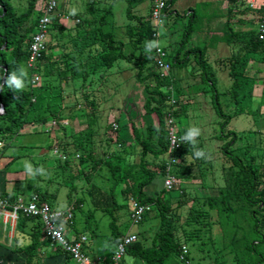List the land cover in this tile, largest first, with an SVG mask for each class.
I'll return each instance as SVG.
<instances>
[{"label": "trees", "instance_id": "16d2710c", "mask_svg": "<svg viewBox=\"0 0 264 264\" xmlns=\"http://www.w3.org/2000/svg\"><path fill=\"white\" fill-rule=\"evenodd\" d=\"M48 1L41 10L37 11L38 0H30L27 11L19 13L11 0H0V85H4L3 90H0V108L4 110L0 113V142L3 143L0 149V161L10 145L7 142L10 140L12 145V141L27 126L36 125L38 122L47 125L50 119H55L57 124L58 120L63 119L59 112H52L49 118L31 117V113L36 109L37 97L43 90H51L54 87L49 81L40 87L34 86L32 84L34 70L29 67L32 36L37 31ZM177 1L166 0L167 9L164 12L166 16L163 18V23L175 15L178 19L187 18L188 24L177 54L173 60L169 59L168 55V61L172 69L175 65L185 67L190 63L192 55L195 56L200 67L198 71L201 79L213 87V106L219 117L223 119L221 126L225 129L241 110L233 114L224 112L216 82L208 73L207 52L211 47L204 42V45L202 43L192 45L193 36L202 32L200 23L210 17L208 15L206 18L207 15L199 12L202 7L212 8L214 3L201 4L191 9L189 14L181 16L173 10ZM127 2V17L137 21V24L130 25L126 29L127 43L118 40L115 33L109 29L110 24L107 19L112 14V6L109 4V7H104L103 1L93 0L83 13L74 12L75 19L80 20L76 22V32L66 30L61 19L54 17L50 34L60 29L59 39L53 46V48L59 47L60 52L56 56L50 54L49 49L52 46L48 43L47 51L36 72L48 79L56 78V81L62 84V79H66L64 74L68 72L72 74L78 68L103 67L105 71L101 75L104 76L119 61L133 63L137 59L136 64L140 66L139 82L143 86L145 99L143 107L147 113L156 115L158 126H148L144 132L133 123L132 138L129 140L125 135L126 131L121 132L122 126L112 129V124L108 125L106 131L110 133H107V143L112 155L104 159L97 157L93 144L97 131L92 128V123L103 102L99 100L100 97L98 98L99 90L96 91L97 95L94 91L85 90L90 75L86 71L84 91L80 92L81 101L77 102V106L85 112L91 110L86 113L89 115L87 122L90 131L83 130L76 136L68 137L67 129H62L61 137H57L52 148L54 150L58 146L60 154L66 156L67 160L55 156L57 157L54 165L56 176L68 178L64 183L80 177L85 180L87 186L84 187L90 192L94 211L107 213L113 219L111 226L116 236L114 242L122 241L125 236L119 231L115 216L121 208L130 205L124 204L123 201L130 202V199L134 198L143 206L151 208L141 223L154 210L158 211L160 226L154 234L151 245L147 246L143 240L137 238V241L127 248L126 256L137 258L144 264H264V149L262 155L252 156L249 159L247 156L240 157L231 151V147L236 145L238 134L231 131L230 135H226L223 131L217 136L223 141L230 137V141L223 147L231 163L228 185L219 202L214 198L190 197L189 192L181 187V184L178 185L181 190L178 206L173 203L174 198L164 196L165 188L155 196L149 194L148 189L158 175L164 177L168 174L166 163L170 158L180 161L171 174L181 183L193 181L195 170L197 167L200 168L201 163L194 156V152L199 148L198 144L193 147L187 142L182 148L172 150L168 142L170 121L174 120L176 126V120L181 118L183 106L176 97L179 93L177 83L180 79L173 78L172 73L170 78H164L157 69L156 50L155 53L150 52V49L146 52V44L150 45L161 38V27L158 28L152 20L156 0L150 1L148 8L150 17L146 18L140 15V9L136 10L137 5L143 0H127ZM238 2L241 4L238 5ZM233 3L227 14V25L222 29L214 30L211 26L213 21L211 18V22L208 21L210 23L207 26L209 28L207 36L220 34L218 43L230 44L233 47L240 46L238 53L230 57V78L233 80L230 97L233 101L240 102L247 96V80L255 79L249 77L251 63L259 61L257 58L264 56V40L260 39L257 31H244L243 27L250 23L260 24L264 20V5L252 8L240 0ZM233 24L242 26V29L234 28ZM77 31L81 34H77ZM127 44L134 49L129 55L126 53ZM165 50L168 54V50L166 48ZM135 51L140 52V55L137 56ZM20 70L25 73L22 89L14 90L6 83L3 84L5 76L7 79L13 72L19 76ZM145 71H147L146 75H144ZM48 109H51L50 105ZM177 133L180 137L186 135L178 131ZM114 147L116 149H113ZM80 167L82 170L78 172ZM94 176L96 178L93 180ZM98 177H103L104 182L109 183L107 188L96 180ZM202 186L208 187L206 184ZM77 189L75 185L71 187L70 204L73 203V192ZM118 191L122 199L118 198ZM0 194L12 206L19 203L16 202L18 199L14 194L10 196ZM56 194V192L51 194L49 191L35 189L30 201L37 198L39 204H48L56 209L55 203L58 199ZM77 201L67 208L74 212L72 230L77 227L76 212L82 208L84 202L82 199ZM82 236L84 235L80 234L78 229V239ZM45 241L50 243L41 219L21 213L11 239L12 250L26 256L25 264H44L41 260L37 262L36 255L42 251ZM88 246L90 241L85 247ZM184 248L187 249L186 254ZM182 255L185 256L184 259L181 258ZM101 258L107 264L112 263L110 256Z\"/></svg>", "mask_w": 264, "mask_h": 264}, {"label": "rangeland", "instance_id": "374dc122", "mask_svg": "<svg viewBox=\"0 0 264 264\" xmlns=\"http://www.w3.org/2000/svg\"><path fill=\"white\" fill-rule=\"evenodd\" d=\"M19 13L27 11L30 0H11ZM60 8L63 11H69L72 18H75L76 11L83 13L86 7L92 3L93 0H58ZM103 1L104 7L112 6V14L108 17L107 21L110 26L109 29L115 33L118 40L128 42L126 36V29L130 25L137 24L136 20H130L127 17L128 2L127 0H100ZM151 0H143L142 3L137 5V9L141 11L140 15L149 16L148 8ZM237 2V0H233ZM232 0H178L174 6V12L179 13L181 16L189 14L191 9H195L201 4L211 3L214 5L210 7H202L199 14L210 16L206 20H202V32L193 36L192 45H199L203 42L211 48L207 52L209 65L208 73L216 82L217 90L219 92L220 103L227 114H233L240 111L229 123L225 129L222 128L221 123L223 119L219 117L213 106V87L204 82L200 75L195 56L192 55L190 63L184 66L175 65L172 69V77L179 80L178 89L179 93L176 94L177 101L182 103L183 111L180 119L176 120V129L179 133L186 134L190 127L200 129V135L196 138V144L205 152V158H199L197 161L201 163L200 168H196L195 177L192 182H199L206 184L208 189H217L218 192L211 193L215 196V200L219 202L220 197L225 192L228 185V173L230 171L231 163L225 155L224 144L230 141V137L220 140L218 135H230L231 131L238 134L235 146L231 147V151L240 157L249 159L252 156L262 155L264 149V56L258 57L259 61H253L250 65L249 77L255 78L247 80L246 84L247 96L242 101H233L230 97V88L233 84L230 78V57L238 53V47L230 46L226 43H218L220 34L207 36L209 31V23L212 18V28L214 30L222 29L227 24V14L230 7L234 5ZM246 6L254 3L257 8L264 5V0H240ZM47 0H38L37 11L41 10ZM241 2H238L240 5ZM215 15H218L215 17ZM214 16V17H213ZM77 19V18H76ZM208 21H210L208 23ZM205 22V23H204ZM71 28L66 30H73L76 32V21L67 22ZM188 19H178L177 16H172L165 21L160 28L161 38L149 45L146 44V52L155 53L157 45L168 50L169 59L173 60L177 54L179 44L183 39L184 33L187 30ZM234 28L242 29V26L233 24ZM259 24H246L243 27L244 31H257ZM60 31V29H59ZM54 31L49 36V44L52 48L49 49L50 54L53 53V46L59 39L60 32ZM77 34L79 31H77ZM81 32V31H80ZM204 40V41H203ZM191 45V43H190ZM191 45V46H192ZM204 45V44H203ZM213 46V47H212ZM193 47V46H192ZM55 50V49H54ZM134 52L130 44L126 46V53L129 55ZM137 56L140 52L135 51ZM184 55V54H183ZM183 57V56H182ZM263 59V61H262ZM261 61V62H260ZM137 59L133 63L130 61L121 60L106 75H101L105 71L102 67L97 68H78L73 74L74 78L71 79V73H65V80L62 79V84L56 81V78H49L48 81L53 84L51 90H43L42 94L38 96L37 103L35 104V111L31 113V117H51L52 112H59L63 119L58 120L55 124V119H50L48 128L52 129V134L41 132L46 126L42 123H36L29 126L28 129L34 132L33 135L17 136L15 140L7 142L10 144L7 147L6 155L0 161V171L13 179H21L20 186L15 187L16 184L9 183V188L21 189L24 202L30 199L35 189H41L52 193H57V202L55 206L57 209L65 210L69 207V193L72 191L71 187L75 185L78 189L73 192L74 203L82 199L83 206L76 212V225L80 234L88 237L90 246L86 248L87 254L93 259H99L104 256H110L113 253L115 244V232L111 226L112 217L107 213L95 212L91 200L90 192L84 187L87 186L82 177L73 181L64 183L65 176H56L54 165L56 158L53 155V145L57 137H61L62 129L66 128L68 137L75 136L83 130H88L89 124L87 118L89 115L86 113L91 112L87 108L86 112L77 106V102L81 101L80 92L84 91V74L89 72L87 79V86L85 90L97 95L101 100L102 106L96 113V118L93 119V126L97 134L93 138L94 149L97 157L104 159L110 158L112 155L108 150L109 144L107 143V126L112 124V129H117L118 126L123 128L121 132L126 129L128 131L129 140L132 136V124L134 123L140 130L146 131L148 126H158V118L154 114H149L144 109L145 102L143 96V86L139 82L140 66ZM91 66V65H90ZM198 71V72H197ZM258 71V72H256ZM197 73V74H196ZM147 71L144 72V75ZM48 78V77H47ZM150 82V81H149ZM77 94V95H76ZM77 96V97H76ZM79 98V99H78ZM48 105L51 109H48ZM78 117L76 124L69 119L72 115ZM69 117V118H68ZM60 119V118H59ZM69 120V121H68ZM129 124V127L127 125ZM40 127V130L37 129ZM74 129V131H73ZM233 135V134H232ZM115 136V133H113ZM234 137V136H231ZM6 143V142H5ZM113 146V144H111ZM58 148V146L56 147ZM113 149H116L115 147ZM250 149V150H249ZM110 156V157H109ZM116 160V159H114ZM127 163V162H126ZM124 167V163L122 162ZM132 166V164H131ZM81 172L82 168H78ZM200 171V172H199ZM3 176V175H2ZM96 177H93V180ZM93 180H91L93 182ZM101 183L104 188H107L109 183L104 182L103 177L96 179ZM165 180L163 176L158 175L150 188V194H154V189L159 187L160 191H164ZM53 183V184H52ZM181 182H179L180 184ZM51 184V185H50ZM8 188V189H9ZM223 188V190H219ZM120 191V190H119ZM117 196L122 199L120 192ZM190 197H196L192 192H189ZM218 195V196H217ZM164 196L172 197L173 203L177 204L181 198L180 186L174 190H166ZM29 198V199H28ZM124 204L130 202L123 201ZM133 207L130 204L128 207L121 208L115 215L118 221L119 231L124 235L134 234L138 239L145 242L150 246L155 232L160 226L159 212H154L148 216L143 223L134 224L131 219ZM10 226V225H9ZM10 231V233H9ZM8 237H13L11 226L8 229ZM46 242V241H45ZM45 244V243H44ZM42 254V256H41ZM67 256V255H66ZM43 257V258H42ZM45 253L40 251L36 255V260L43 261L44 264H78L72 257L66 260L65 256L59 258L50 257L45 258ZM26 256L23 253H15L11 248V241H0V264H25ZM124 264H144L141 260L134 258L130 255L126 256Z\"/></svg>", "mask_w": 264, "mask_h": 264}, {"label": "built area", "instance_id": "2783aa9c", "mask_svg": "<svg viewBox=\"0 0 264 264\" xmlns=\"http://www.w3.org/2000/svg\"><path fill=\"white\" fill-rule=\"evenodd\" d=\"M251 7L256 8L254 3H251ZM166 9V0H156L152 11V20L158 28L163 25V18L166 16L164 12ZM54 17H59L66 23H70L71 21L80 22V20L72 18L69 12H63V8H60L58 0L48 1L43 16L38 23L37 31L32 36V41L29 47V67L34 70V73L32 74V84L37 87L44 85L48 81L46 76L38 74L36 70L42 62L44 53L47 51ZM257 32L260 39L264 40V20L259 24ZM155 61L157 69L162 73V76L164 78H170L172 65L168 61V54L165 48L161 45H157ZM170 124L171 127L168 131V142L172 150H178L185 146L187 142L183 141L182 137L178 135L175 121H170ZM2 147L3 143L0 142V149ZM53 155L62 158L63 160H67L66 156L60 154L58 148L53 150ZM179 163L180 161L176 158H170L166 163L168 174L163 178L165 180V189L168 191L174 190L179 185V181L171 174L173 168ZM130 204L133 207L131 214L132 222L134 224H140L148 212L151 211V208L143 206L134 198L130 199ZM21 213L26 216H33L41 219L44 225V232L50 240V244L53 247H58L66 255L75 259L79 264H107L102 258L93 259L87 254L85 246L89 242V239L86 236H82L78 239L77 236L70 233L72 230L71 228L74 225L73 210L53 209L48 204H39L37 198L27 203L21 201L17 205L12 206L9 201L0 194V214L4 215L7 223L11 222L14 227ZM136 241L137 236L129 234L125 235L122 241L115 242L113 253L110 255L112 258L111 264H124L128 246L134 244ZM184 253H187L186 248H184ZM181 258L184 259L185 256L182 255Z\"/></svg>", "mask_w": 264, "mask_h": 264}, {"label": "crops", "instance_id": "0c3cea01", "mask_svg": "<svg viewBox=\"0 0 264 264\" xmlns=\"http://www.w3.org/2000/svg\"><path fill=\"white\" fill-rule=\"evenodd\" d=\"M61 21L64 24V26H65L64 28L65 29L71 28L69 26L71 24H68V23L64 22L63 20H61ZM192 43H193V40H192ZM54 49H53L52 52H53V55L56 56V55H58V52H60V48L59 47H55ZM70 77H72L71 79H73L74 78L73 74H71ZM69 119L73 122L72 126L74 124H76V121H78V117L76 115H74V114ZM45 126L46 127L42 131L40 130V127H37V129H39L41 132H44L45 131V132H47L49 134H52V132H51L52 129L51 128H48V124L45 125ZM28 127L29 126H27L19 134V137L20 136H25L26 137L28 135H33L34 134V132L32 130H29L28 129ZM127 127H129V124L127 125ZM124 130L126 131L125 132V135H128V131L126 129H124ZM73 131H74V129H73ZM71 136H75V135L72 133ZM131 168H133V167H131ZM4 175H6V174H4V173H2L0 171V193L7 194L8 196L14 194V197H17V199H18V201H16V202L24 201L25 195L22 196V193H21V189L20 188L19 189H17V188L10 189L8 186H9V183H12L13 184L14 181L16 183L14 185L15 187L20 186L21 182L22 181H27V179L21 181V179H18L17 180L15 178L13 179L12 177H9V176H6L5 177ZM180 184H181V187L183 186L184 189L187 190L188 192H191V193L193 192L196 195V197H198V198H205V197L215 198L216 195H213L211 193L218 192V194H219V191H217V189H214L213 190V189H210V188L208 189V187L207 188H204V186H202V183H199V182L186 181V183H180ZM154 190H155L154 191V194H150V193L149 194L155 196V195H157V194H159L161 192L160 189H159V187L155 188ZM219 190H223V188L222 189L219 188ZM29 198L31 199V196ZM30 199L27 202H29ZM77 202L78 201H76L75 203H77ZM75 203H74V201H73L72 204H70V202H69V206L70 205H73ZM55 208L57 209L58 207L55 206ZM9 225L11 226L12 234L14 236L15 226L13 227V225H12L11 222H8L7 223V221L4 218V215L0 214V241H4L5 240L7 242V241H11V239L13 238L12 237L11 239H9L8 234H7L8 233V229L10 227ZM77 231H78V228L76 227L75 229L71 230L70 233L72 235L77 236ZM9 233H10V231H9ZM44 243L45 244H44V247H43L42 251L45 253V256H46L45 258L55 257V258H59V260H60L61 259L60 257L65 256L66 258H64V259L70 260L71 257L68 256V255L66 256V254L63 251H61L58 247H53L48 242H44ZM57 264H60V263H57Z\"/></svg>", "mask_w": 264, "mask_h": 264}, {"label": "clouds", "instance_id": "9594fccd", "mask_svg": "<svg viewBox=\"0 0 264 264\" xmlns=\"http://www.w3.org/2000/svg\"><path fill=\"white\" fill-rule=\"evenodd\" d=\"M156 44L157 42H153ZM25 76V73L23 70H20L19 76L16 74V72L11 73L5 83L9 88H12L14 90H19L22 89L24 84H23V77ZM4 85H0V90H3ZM3 109L0 108V113H3ZM200 135V129L196 127H190L186 133L185 136L182 137V140L185 142L190 143L193 147L196 144V138ZM195 158H205V152L201 149H197L194 152Z\"/></svg>", "mask_w": 264, "mask_h": 264}, {"label": "water", "instance_id": "95a60500", "mask_svg": "<svg viewBox=\"0 0 264 264\" xmlns=\"http://www.w3.org/2000/svg\"><path fill=\"white\" fill-rule=\"evenodd\" d=\"M5 81H6V76L4 77V81H3V84H5Z\"/></svg>", "mask_w": 264, "mask_h": 264}]
</instances>
